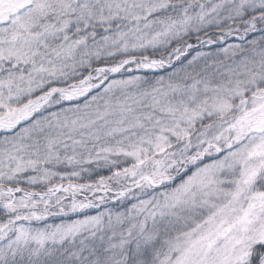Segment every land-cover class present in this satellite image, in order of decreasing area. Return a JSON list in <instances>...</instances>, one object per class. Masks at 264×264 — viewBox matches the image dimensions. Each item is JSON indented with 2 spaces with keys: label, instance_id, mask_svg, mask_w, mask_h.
I'll return each mask as SVG.
<instances>
[{
  "label": "snow or ice",
  "instance_id": "6c2138e0",
  "mask_svg": "<svg viewBox=\"0 0 264 264\" xmlns=\"http://www.w3.org/2000/svg\"><path fill=\"white\" fill-rule=\"evenodd\" d=\"M0 264H264V0H0Z\"/></svg>",
  "mask_w": 264,
  "mask_h": 264
}]
</instances>
